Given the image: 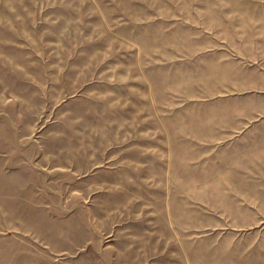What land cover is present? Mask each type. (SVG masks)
I'll use <instances>...</instances> for the list:
<instances>
[{
    "label": "rangeland",
    "instance_id": "obj_1",
    "mask_svg": "<svg viewBox=\"0 0 264 264\" xmlns=\"http://www.w3.org/2000/svg\"><path fill=\"white\" fill-rule=\"evenodd\" d=\"M261 1L0 0V260L264 264Z\"/></svg>",
    "mask_w": 264,
    "mask_h": 264
},
{
    "label": "crops",
    "instance_id": "obj_2",
    "mask_svg": "<svg viewBox=\"0 0 264 264\" xmlns=\"http://www.w3.org/2000/svg\"><path fill=\"white\" fill-rule=\"evenodd\" d=\"M261 7L264 8V0L260 3ZM2 231V232H1ZM10 231V228H0V237H6V232ZM5 261L0 260V264H5Z\"/></svg>",
    "mask_w": 264,
    "mask_h": 264
}]
</instances>
